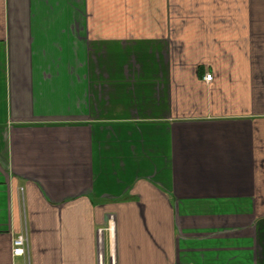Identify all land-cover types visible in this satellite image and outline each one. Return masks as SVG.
<instances>
[{
	"label": "crops",
	"instance_id": "obj_1",
	"mask_svg": "<svg viewBox=\"0 0 264 264\" xmlns=\"http://www.w3.org/2000/svg\"><path fill=\"white\" fill-rule=\"evenodd\" d=\"M24 229L31 264H264V0H0V264Z\"/></svg>",
	"mask_w": 264,
	"mask_h": 264
},
{
	"label": "built area",
	"instance_id": "obj_2",
	"mask_svg": "<svg viewBox=\"0 0 264 264\" xmlns=\"http://www.w3.org/2000/svg\"><path fill=\"white\" fill-rule=\"evenodd\" d=\"M212 75L210 73H206L204 75V81L209 82L211 80ZM102 230H98L97 233H101ZM11 254L13 257L23 258L25 261L22 264H31L30 253H29V237L27 230L13 235L12 237V247ZM99 264L102 263L101 256L98 258ZM109 264H115L114 258L111 257Z\"/></svg>",
	"mask_w": 264,
	"mask_h": 264
}]
</instances>
